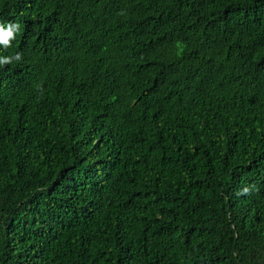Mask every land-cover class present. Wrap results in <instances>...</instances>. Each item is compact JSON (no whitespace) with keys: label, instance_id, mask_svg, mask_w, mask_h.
I'll list each match as a JSON object with an SVG mask.
<instances>
[{"label":"trees","instance_id":"obj_1","mask_svg":"<svg viewBox=\"0 0 264 264\" xmlns=\"http://www.w3.org/2000/svg\"><path fill=\"white\" fill-rule=\"evenodd\" d=\"M9 24L0 264H264V0H0Z\"/></svg>","mask_w":264,"mask_h":264},{"label":"clouds","instance_id":"obj_2","mask_svg":"<svg viewBox=\"0 0 264 264\" xmlns=\"http://www.w3.org/2000/svg\"><path fill=\"white\" fill-rule=\"evenodd\" d=\"M19 25L9 24L7 27L0 25V43H3L5 46L9 45L10 39L14 38V33L18 30ZM15 59L19 60L20 57L17 55ZM12 63L11 57L0 58V65ZM247 192V189H245Z\"/></svg>","mask_w":264,"mask_h":264}]
</instances>
